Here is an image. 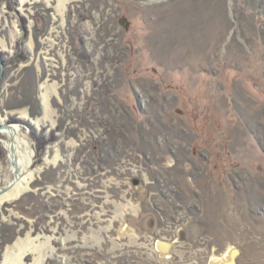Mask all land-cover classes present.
I'll return each instance as SVG.
<instances>
[{"label": "rangeland", "instance_id": "374dc122", "mask_svg": "<svg viewBox=\"0 0 264 264\" xmlns=\"http://www.w3.org/2000/svg\"><path fill=\"white\" fill-rule=\"evenodd\" d=\"M1 39L0 118L36 171L0 262L264 264V0H0Z\"/></svg>", "mask_w": 264, "mask_h": 264}, {"label": "bare ground", "instance_id": "6f19581e", "mask_svg": "<svg viewBox=\"0 0 264 264\" xmlns=\"http://www.w3.org/2000/svg\"><path fill=\"white\" fill-rule=\"evenodd\" d=\"M27 0H20L21 3H24ZM47 4H50L51 1L55 2V9L56 11L62 16L63 14L65 16V10L67 8V5L74 0H45ZM21 7V6H20ZM65 19V18H64ZM18 29L16 28V32ZM6 46V43L4 40H0V47L4 48ZM54 88V87H53ZM42 93V103L47 106L48 103V86L41 85ZM51 92V91H50ZM25 112V111H24ZM25 112V117H26ZM32 122L38 123L39 118L33 119L30 118ZM4 122L2 118H0V123ZM12 133L14 136L13 141V150H14V158L16 160V165L20 169V177L16 179V181L11 185V187L4 193L0 194V205L6 201H12L19 197L22 193H24L26 190L29 189L31 181L35 178V169H33V157H34V150L31 146L30 140L25 132L22 131L21 127L17 123H12ZM9 130H0V135L3 136L1 138V142L3 144V147L6 149L7 158L9 160V177L6 181L8 183L11 179L12 169L13 166L10 163L11 155H10V141L8 139L9 136ZM41 168L39 167V170ZM5 183V184H6ZM144 223L146 228H150L153 226V221L151 217L144 218ZM24 245V244H23ZM170 244L166 242V240H157L155 243V249L158 252L166 253L170 250ZM41 247V246H40ZM154 247V246H153ZM23 248V247H22ZM38 245L33 246V250L37 249ZM40 250V249H39ZM23 251V250H22ZM22 253L19 251L18 254H12L8 251V248H6L4 252V257L0 264H25L22 261ZM238 255L237 248L233 245H229L226 247V249L219 254L218 256L211 255V257L208 260L207 264H236V257ZM40 260L35 259V262L32 264H39Z\"/></svg>", "mask_w": 264, "mask_h": 264}, {"label": "water", "instance_id": "95a60500", "mask_svg": "<svg viewBox=\"0 0 264 264\" xmlns=\"http://www.w3.org/2000/svg\"><path fill=\"white\" fill-rule=\"evenodd\" d=\"M158 1H161V0H158ZM3 71H4V64L2 63V59H1V56H0V79H1V76L3 74ZM12 123H5V122H1L0 123V130H9V136H8V139L10 141V155H11V160H10V163L11 165L13 166V169H12V174H11V179L8 183L4 184L3 186H0V194L6 192L10 187L11 185L16 181L17 178L20 177V169L18 168V166L16 165V160L14 158V150H13V141H14V136H13V133H12Z\"/></svg>", "mask_w": 264, "mask_h": 264}, {"label": "flooded vegetation", "instance_id": "af4514ba", "mask_svg": "<svg viewBox=\"0 0 264 264\" xmlns=\"http://www.w3.org/2000/svg\"><path fill=\"white\" fill-rule=\"evenodd\" d=\"M140 226L146 228L145 223H144V219L140 222Z\"/></svg>", "mask_w": 264, "mask_h": 264}]
</instances>
